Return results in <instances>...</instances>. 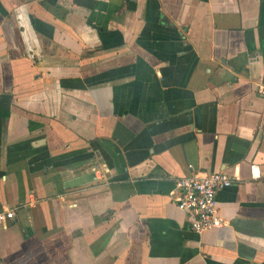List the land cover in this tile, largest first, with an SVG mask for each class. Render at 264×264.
<instances>
[{
	"label": "crops",
	"instance_id": "1",
	"mask_svg": "<svg viewBox=\"0 0 264 264\" xmlns=\"http://www.w3.org/2000/svg\"><path fill=\"white\" fill-rule=\"evenodd\" d=\"M261 82L264 0H0V264H264Z\"/></svg>",
	"mask_w": 264,
	"mask_h": 264
},
{
	"label": "built area",
	"instance_id": "2",
	"mask_svg": "<svg viewBox=\"0 0 264 264\" xmlns=\"http://www.w3.org/2000/svg\"><path fill=\"white\" fill-rule=\"evenodd\" d=\"M256 92L264 100V82L258 83ZM250 175L253 179L259 177L254 164ZM232 182L233 179L225 171L193 173L175 179L171 198L180 210L189 214L193 232L201 233L225 224L218 213L216 195L221 189L231 186ZM14 216L13 209L0 205V223H5Z\"/></svg>",
	"mask_w": 264,
	"mask_h": 264
}]
</instances>
